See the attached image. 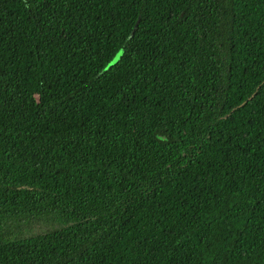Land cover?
Masks as SVG:
<instances>
[{"label":"trees","instance_id":"trees-1","mask_svg":"<svg viewBox=\"0 0 264 264\" xmlns=\"http://www.w3.org/2000/svg\"><path fill=\"white\" fill-rule=\"evenodd\" d=\"M0 264H264V0H0Z\"/></svg>","mask_w":264,"mask_h":264}]
</instances>
